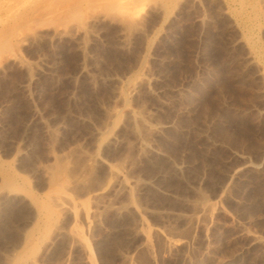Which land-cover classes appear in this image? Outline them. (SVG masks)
Masks as SVG:
<instances>
[{"label":"rangeland","instance_id":"1","mask_svg":"<svg viewBox=\"0 0 264 264\" xmlns=\"http://www.w3.org/2000/svg\"><path fill=\"white\" fill-rule=\"evenodd\" d=\"M0 264H264V0H0Z\"/></svg>","mask_w":264,"mask_h":264},{"label":"trees","instance_id":"2","mask_svg":"<svg viewBox=\"0 0 264 264\" xmlns=\"http://www.w3.org/2000/svg\"><path fill=\"white\" fill-rule=\"evenodd\" d=\"M110 58L113 61V65L117 69L116 71H118L119 73H124V72H127L129 70L130 65H131L130 64L131 63L130 62L131 61L130 58H128V57L116 58L113 55L110 56ZM53 83H54V81L50 77L40 76L39 77V81H36L35 82V85H37V86H40L41 85L42 86L43 84H45L46 86H48L49 89H51ZM78 93L80 95L87 96L90 92L88 90H85L84 88H80L79 91H78ZM101 93H103V95H109V92L108 91L100 92V94ZM46 95H47V98L53 102V106L50 108L52 111H55L57 109H59L60 111H63L65 109L64 108V100L59 99V97H57L54 93H51V92L50 93H47ZM92 96L94 97L95 95H92ZM58 102L61 103L60 106H57V103ZM29 138H32V135ZM98 248H99V246L96 244V249L98 250ZM97 252H98L99 257H101L100 256V252L99 251H97Z\"/></svg>","mask_w":264,"mask_h":264}]
</instances>
